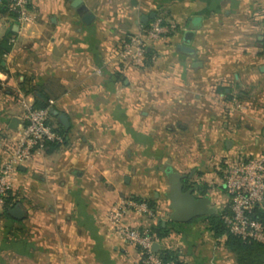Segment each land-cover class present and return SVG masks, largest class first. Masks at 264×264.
I'll list each match as a JSON object with an SVG mask.
<instances>
[{
  "label": "crops",
  "instance_id": "crops-1",
  "mask_svg": "<svg viewBox=\"0 0 264 264\" xmlns=\"http://www.w3.org/2000/svg\"><path fill=\"white\" fill-rule=\"evenodd\" d=\"M8 1L0 0V38L12 32L11 49L0 54V165L20 129L24 98L36 104L47 96L69 123L66 129L51 114L66 131L64 143L16 171L11 195L24 216L0 237L11 235L16 263L139 264L138 249L115 237L107 219L111 206L127 200L124 189L153 210L129 209L124 223L168 226L158 250L175 251L183 264H237L202 216L169 219L165 171L189 175L197 196L196 185L205 186L217 211L229 200L227 163L264 152V103L235 116L225 107L234 97L253 102L239 87L264 82V0H82L86 20L72 0H30L34 21L26 26L5 8ZM152 12L177 29L150 44L141 69L123 67L117 44ZM187 30L194 35L185 44Z\"/></svg>",
  "mask_w": 264,
  "mask_h": 264
},
{
  "label": "built area",
  "instance_id": "built-area-1",
  "mask_svg": "<svg viewBox=\"0 0 264 264\" xmlns=\"http://www.w3.org/2000/svg\"><path fill=\"white\" fill-rule=\"evenodd\" d=\"M30 0H9L7 10L21 26L34 21L29 8ZM177 24L162 16H155L137 31L122 37L115 49L117 61L123 67L141 68L145 66L149 55L150 44L164 36L172 34ZM52 101L44 108L35 107L32 101L24 98L21 101L22 114L19 131L12 140V151L0 165V207L4 198L14 184L18 167L29 161L35 154L45 150L48 143L63 144L65 141L51 121ZM253 102L243 103L232 98L227 104L226 114L254 109ZM223 184L229 197V213L222 214L227 230L243 240L264 243V220L260 219L254 209H264V152L257 156L239 154L230 160L224 170ZM134 209L147 216L153 210L145 201L130 198L111 206L107 211L112 234L120 240L134 246L139 252V264H170L164 262L153 245L157 242L155 235L148 227H136L124 223L125 213Z\"/></svg>",
  "mask_w": 264,
  "mask_h": 264
},
{
  "label": "trees",
  "instance_id": "trees-1",
  "mask_svg": "<svg viewBox=\"0 0 264 264\" xmlns=\"http://www.w3.org/2000/svg\"><path fill=\"white\" fill-rule=\"evenodd\" d=\"M8 4V3H7ZM7 4L5 8L7 9ZM262 23H264V18H262ZM12 32H7L2 38H0V54L6 53L11 49V38ZM261 38L259 40L260 43V52L259 55H264V31L260 34ZM38 102L35 104V107L38 108H44L49 105V98L42 94L41 98L37 100ZM51 116V114H50ZM57 130L66 136V131L60 127L56 126ZM60 144L56 143H48L45 146V150L47 151L48 148L55 149ZM190 176L188 175L184 179V185L185 187H190L195 185V181L190 182ZM196 189H198V194L200 196L207 195V190L205 186L196 185ZM195 189V188H194ZM16 202L13 200V196L11 195V190L7 192L4 202L2 205V214L12 219V217L9 215L8 210L12 208ZM229 200L225 207H223L220 210H217L215 213L202 216L200 218L204 219L207 229L212 233V236L214 238H224V246L234 254L235 260L237 264H264V243L257 242V241H247L243 240L241 237L234 235L230 233L223 220H222V214L229 213ZM255 214L262 220H264V209L262 208H255L254 209ZM173 222H169V224H172ZM150 233L155 235L156 240H160L164 237H166L169 233V228L167 225L162 226L160 224L157 225H151L148 227ZM10 232V231H9ZM157 254L159 257L164 261L168 262L170 264H183L179 259L175 251L167 249V248H160L157 250Z\"/></svg>",
  "mask_w": 264,
  "mask_h": 264
},
{
  "label": "water",
  "instance_id": "water-1",
  "mask_svg": "<svg viewBox=\"0 0 264 264\" xmlns=\"http://www.w3.org/2000/svg\"><path fill=\"white\" fill-rule=\"evenodd\" d=\"M72 6L76 8L77 12L83 19L90 18V13L87 7L82 3V0H72ZM155 14L152 12L148 16H142L141 21L146 23L149 19H153ZM194 32L187 30L184 33V43L187 44L191 41ZM264 71V66L260 68ZM50 113L57 115L60 123L64 128H68V119L62 113H57L54 108L50 109ZM18 119L12 117L9 123V127L15 129L18 126ZM230 142H227L229 145ZM166 179L169 184L166 197L169 200V208L171 210L169 219L174 222H187L193 218L200 216H207L216 212V209L210 205V197L208 195L197 196L194 193V187H185L184 179L188 176L184 173H179L175 170L168 169L165 171ZM127 181V177L125 179ZM9 215L17 220H20L24 216V210L16 205L8 210ZM158 243L155 242L153 250L157 252Z\"/></svg>",
  "mask_w": 264,
  "mask_h": 264
},
{
  "label": "rangeland",
  "instance_id": "rangeland-1",
  "mask_svg": "<svg viewBox=\"0 0 264 264\" xmlns=\"http://www.w3.org/2000/svg\"><path fill=\"white\" fill-rule=\"evenodd\" d=\"M135 31H137V30H135ZM135 31H132V32H135ZM125 35L126 34H124V36ZM138 69H141V68H138ZM237 72H239V71H237ZM230 76H232L231 72H230ZM239 88H243L242 90H249L252 92L251 93L252 95H255L254 99H253V103H255V104L260 103V102L264 103V82H259V83L257 82L256 86H254L252 83L249 84V83L245 82L244 85L240 86ZM236 92H238V93L241 92V89H240V91H236ZM234 94H236V93H234ZM240 96L243 97V95H240ZM234 98L237 99L236 97H234ZM237 100H239V99H237ZM250 100H251V98H250ZM247 101H249V99ZM235 114H237V113H233L232 116H235ZM171 140H169L170 143H168V149H170V152L173 153L174 152L173 149H175L176 146H178V145L174 146L173 143L175 140H173V139H171ZM123 150H122V152H123ZM163 152L169 158V160H166V162L171 165V163H172V160L170 159V157L172 156L171 153L167 149L164 150ZM166 162H163V163H166ZM161 165H163V164H161ZM172 165H173V163H172ZM150 166H152L151 163L149 164V167ZM150 173L152 174L153 171L150 170ZM159 173H160V171H159ZM158 179L159 178L157 177L156 181ZM125 187L126 186L122 184V188H125ZM121 194L124 195V197H126L125 199H130L131 198L130 196L134 197V193H132L131 191H128V190H124V189L121 191ZM214 205H216V204L214 203ZM1 212H2V207H0V237L3 235V233L9 232V231H10V233L14 232V229H15V221L13 219L5 217ZM123 221H124V219H123ZM0 244H1V247H3V249H6V250H3L2 252H0V264H18V263H16V260L14 259V256H13L11 235L8 236V238L5 237L4 242H2V243L0 242Z\"/></svg>",
  "mask_w": 264,
  "mask_h": 264
}]
</instances>
